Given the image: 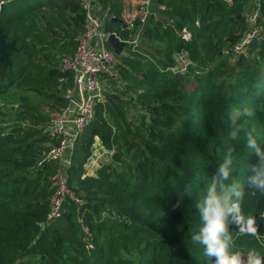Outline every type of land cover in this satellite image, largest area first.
Here are the masks:
<instances>
[{
  "label": "trees",
  "instance_id": "16d2710c",
  "mask_svg": "<svg viewBox=\"0 0 264 264\" xmlns=\"http://www.w3.org/2000/svg\"><path fill=\"white\" fill-rule=\"evenodd\" d=\"M248 1L152 0L144 22L122 27L110 20L121 18L122 0H93L107 12L104 30L138 43L118 55L120 86L105 80L93 117L74 138L66 174L80 201L66 200L49 218L58 163L46 153L58 141L43 128L67 105L72 83L59 61L74 52L85 15L77 0H0L2 33L15 43L9 63L0 60V102L10 111L0 121V264H214L191 234L196 204L229 153L228 182L245 187L244 210L258 225L233 250L264 255V194L245 184L254 156L244 139L255 128L264 144V0L262 37L244 53L232 51ZM182 50L190 62L174 70ZM95 139L111 159L84 174Z\"/></svg>",
  "mask_w": 264,
  "mask_h": 264
},
{
  "label": "built area",
  "instance_id": "2783aa9c",
  "mask_svg": "<svg viewBox=\"0 0 264 264\" xmlns=\"http://www.w3.org/2000/svg\"><path fill=\"white\" fill-rule=\"evenodd\" d=\"M85 15L83 32L77 37L75 50L70 55H63L59 61V69L70 74L71 87L65 89L68 98L67 105L49 113V120L43 132L58 143L51 146L46 157L56 161L58 167L51 176L52 194L50 197L49 218L58 215L66 200L79 202L76 193L69 187L67 174L63 167L65 154L73 148L74 138L81 134L95 112V104L100 100L106 88V79H112L120 86L118 72V55L107 45V35L103 32V20L107 12L102 11V17L97 18L92 13L93 0H77ZM230 1V0H227ZM152 0H138L135 17L144 22L149 15ZM261 0H249L244 17L245 31L232 46L234 54L244 53L252 41L262 37L259 23L261 18ZM163 8V6H160ZM133 26L132 21L129 23ZM183 38L191 39V32L182 28ZM136 47L137 41H129Z\"/></svg>",
  "mask_w": 264,
  "mask_h": 264
},
{
  "label": "clouds",
  "instance_id": "9594fccd",
  "mask_svg": "<svg viewBox=\"0 0 264 264\" xmlns=\"http://www.w3.org/2000/svg\"><path fill=\"white\" fill-rule=\"evenodd\" d=\"M241 113L229 116L234 127L230 135L236 139ZM245 147L254 159L247 165L245 184L250 193L264 194V144L258 143V133L252 128L245 134ZM233 158L225 156L216 169L214 179L201 194L196 208L199 222L191 234V242L202 249L205 258H214V264H264V255L255 251L233 250L237 237L255 236L258 225L252 212H245V187L238 181L228 182L232 173ZM234 226L235 231L230 230Z\"/></svg>",
  "mask_w": 264,
  "mask_h": 264
},
{
  "label": "rangeland",
  "instance_id": "374dc122",
  "mask_svg": "<svg viewBox=\"0 0 264 264\" xmlns=\"http://www.w3.org/2000/svg\"><path fill=\"white\" fill-rule=\"evenodd\" d=\"M138 43V40H136ZM129 44V43H128ZM174 62L176 63L175 69H180L181 71H185L187 64L190 62V59L187 56L185 50H182L180 53H177L174 56ZM5 115H10V111L8 110L7 106L0 102V121H6ZM0 124H4V122H0ZM74 152V148L67 151L65 154V163L63 164L65 171L70 164L71 156ZM111 153L105 150L97 139L94 140L91 149H90V156L86 159L83 165L84 174L88 175H96L97 171L100 169L103 163L110 162Z\"/></svg>",
  "mask_w": 264,
  "mask_h": 264
},
{
  "label": "water",
  "instance_id": "95a60500",
  "mask_svg": "<svg viewBox=\"0 0 264 264\" xmlns=\"http://www.w3.org/2000/svg\"><path fill=\"white\" fill-rule=\"evenodd\" d=\"M240 17L238 15L235 20ZM110 20L122 27L126 26V22L122 18H118L116 16H111ZM104 34L107 35L106 43L107 45L117 54L120 55L125 47H127L128 43L126 41L121 40L115 33H108L106 30H103ZM14 41H6L5 37L2 33L0 27V60L5 61V63H9V59L7 56V51L14 49Z\"/></svg>",
  "mask_w": 264,
  "mask_h": 264
},
{
  "label": "crops",
  "instance_id": "0c3cea01",
  "mask_svg": "<svg viewBox=\"0 0 264 264\" xmlns=\"http://www.w3.org/2000/svg\"><path fill=\"white\" fill-rule=\"evenodd\" d=\"M138 0H122V12L121 18L126 22L130 23L131 20L135 17L136 7ZM92 13L95 17H102V10L97 3L92 5ZM127 42V41H126ZM124 52V49L123 51ZM100 144V142H99Z\"/></svg>",
  "mask_w": 264,
  "mask_h": 264
}]
</instances>
